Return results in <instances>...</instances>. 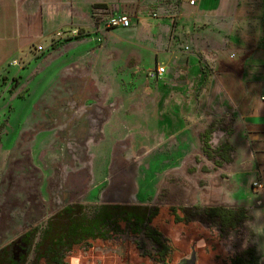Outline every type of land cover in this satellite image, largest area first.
<instances>
[{"label":"rangeland","instance_id":"rangeland-1","mask_svg":"<svg viewBox=\"0 0 264 264\" xmlns=\"http://www.w3.org/2000/svg\"><path fill=\"white\" fill-rule=\"evenodd\" d=\"M235 1L230 21L213 22L211 30L202 26L207 28L202 36L212 39L205 52L202 40L195 43L203 52L191 41L186 44L198 24L189 31L171 25L163 41L165 25L161 34L148 35L139 27L132 28L133 34L108 27L115 16H134L107 0H70L69 6L57 1L56 12L64 19L53 29L41 32L44 23L34 11V25L25 28L23 42L18 39L22 49H6L0 40V250L37 227L27 262L32 264L50 218L74 203L83 205L90 217L111 203L158 206L161 213L153 225L180 248L207 241L213 248L203 251L208 264L216 262L211 259L216 248L217 264H229L230 255L255 249L252 232L264 243V219L253 229L251 219L245 230L227 233L199 220L198 212L193 213L198 220L175 223L169 210L233 204L226 189L238 188L235 174L245 173L246 154L253 153L261 176L241 177L251 180L252 197L264 183V127L249 119L250 114L264 115V0ZM42 4L44 22L54 7L48 1ZM177 13L155 10L154 18L169 16L179 22ZM160 20L165 19H154ZM58 32L65 36L58 39ZM37 46L44 50L38 52ZM155 64L166 67L161 79L150 78ZM212 123V146L235 134L238 154L244 156L235 155L233 163L221 168L204 156L200 134ZM254 201L264 203L261 191ZM118 242L129 244L131 260L163 263L155 260L158 246L143 234H123L107 246L122 251ZM98 257L76 249L68 261L94 263Z\"/></svg>","mask_w":264,"mask_h":264},{"label":"trees","instance_id":"trees-1","mask_svg":"<svg viewBox=\"0 0 264 264\" xmlns=\"http://www.w3.org/2000/svg\"><path fill=\"white\" fill-rule=\"evenodd\" d=\"M215 132L214 124L200 135L202 152L215 167H222L234 159L235 147L225 140L220 146H212ZM232 131L228 133L231 135ZM170 214L175 223L193 222L194 212L197 218L204 219L221 232L239 233L245 230L246 223L252 219L249 209L239 207L208 206L188 208L170 206ZM161 213L160 207L132 206L111 203L101 205L93 217L88 216L81 204H68L56 212L49 220L48 227L32 264H69L68 257L76 249L94 250L105 246L109 241L118 239L123 234L152 239L158 246L157 260L167 264L172 244L169 238L155 225L153 220ZM200 216V217H198ZM37 227L27 230L18 239L0 250V264H27L37 235ZM252 237L253 233L250 234ZM97 242V243H96ZM244 256H234L232 264H258L255 249L248 248Z\"/></svg>","mask_w":264,"mask_h":264},{"label":"crops","instance_id":"crops-1","mask_svg":"<svg viewBox=\"0 0 264 264\" xmlns=\"http://www.w3.org/2000/svg\"><path fill=\"white\" fill-rule=\"evenodd\" d=\"M46 1H48L49 3L53 5L54 11L53 12L49 11L47 16L44 17V22H43L41 18V14H42V11L45 12V10L42 9V5H43L42 3ZM57 1L59 2L61 0H56V2L53 0H0V40L5 42L6 49H10L11 47H12L11 49L21 48V45L18 44V39H20L21 42H23V40H25L24 39L25 36H27L25 32V28L28 26L31 27L32 25H34L33 24L34 23V19H33L34 11H36V15L37 17L40 18L41 22L44 23V25L41 26V32H43V30L45 32L49 31L50 29H53V27H55L57 23L61 22L60 20L64 19V17H61V15H59L56 12L55 8L57 5ZM62 1L65 2V5H68V6L70 5L69 3L70 0H62ZM107 1L110 4H113L117 7L126 9L127 11L131 12V14L134 16V18L132 19V25L130 27H127V28L121 27V29H124L126 34L127 33L131 34L132 28L135 29L136 27L144 29L146 35L154 33L156 31L160 33L159 31L160 27L162 25H165L166 30L160 36L161 38H163L161 39V41H163L165 39V35L167 34L168 28L171 25L175 24V26L178 25L179 29L181 28L180 30L185 31L187 29L189 31L191 28H193L194 24H198L200 28L194 30V33H193L195 35L194 38H192L191 40H188L186 44H190V41H191V44L195 48V50L201 51L198 49L195 41L202 40L203 42L207 44L205 47H203L204 52L206 48H211L212 39L209 36H205V35L202 36V34H204L207 31V28H202V26L210 25L209 29L211 30V26L215 27L216 23H218L219 21L221 22H224L225 20L230 21L231 20V10L233 8H236L237 6L236 1L233 2V0H195L193 4L190 2L191 0H182V3L178 5L176 4V0H107ZM151 10H154V12L152 13L155 16H152V17L149 16L148 13ZM155 10H157L159 13H163L165 11L175 12V10H177L178 12L177 18L179 19V22L178 21L176 22L175 18L171 19L169 16H164L161 18H154L156 17ZM163 18L165 19L163 21L162 20L154 21V19H163ZM46 20H47V23H46ZM26 21L29 23L27 24ZM145 21L146 22L149 21L150 23L147 25H150V27L153 29H150V28L147 29L146 28L147 25L144 24ZM164 22L166 23L164 24ZM213 22H216V23L214 24ZM36 23H38V20L35 21V24ZM41 32L37 34V36H40ZM186 33H187L186 35L189 34L188 32ZM146 35H142L141 38L144 39ZM150 38H146L145 40H148V42L150 43L151 40L154 41L153 39H155L152 37L150 40ZM156 67L158 66H156L155 64L153 69H155ZM166 74H167V70L165 71L164 76ZM151 79L157 80L154 78H151ZM216 83L219 85L220 89L222 90L220 84L217 81ZM225 97L229 99L227 96ZM261 100L263 101L261 104V107L264 109L263 97L261 98ZM229 101L233 104L236 102V98L232 100L229 99ZM258 105L260 106V104ZM241 106H242V109H246L247 111H250V107H247L245 104L242 103ZM230 108L232 109L234 108V106ZM227 110H225L224 112H226ZM249 119L250 121H254L253 123L251 122L252 124H257V126L255 127L257 128L264 127V115L256 116V115L250 114ZM232 135H233V131H232V134L228 136L231 137ZM234 135L232 136L231 140L229 138L226 139V140H229L235 147L234 159L231 163L235 161V155L239 157L244 156V155H241V153L238 154V148L233 141ZM242 135L244 137L243 129H242ZM256 137H257V140H259V136L257 135ZM247 148L248 146L246 144V148L244 149V151L248 150ZM243 159L244 160L246 159L245 161H247L246 162L247 166L242 167V169L246 171H244L245 173L235 174V182L239 185L235 191H231V189H226V191L229 193L228 200L231 202H234L233 204L231 203L227 204L226 207L243 206L249 209L251 212L252 219H253V225H252V229H253L255 222H257L258 224L259 220L264 219V209H261V208H264L263 207L264 203L258 205L254 201V198L258 197L260 191H261V197H263L264 199V183H263L264 176H262V180H260L261 183H263V186L258 189L257 193H253L254 197H252L251 196L252 190L250 188L251 180L256 179L257 177L261 178V176L259 172L256 170V166L254 163L255 156L253 155V153H251V156L249 155L247 156L246 154L245 157H243ZM247 167L250 168V171H247ZM217 168H221V167H217ZM250 173L254 175V177L250 181L248 180L247 182H245L244 180H241V177L246 176ZM242 202H245V203L242 204ZM252 233L254 234L253 237L255 238L254 246H255V251L257 253L256 258L258 259V264H264V243L259 242L258 236H256L257 234H255L254 232ZM117 244L123 246L122 251L117 250V245L109 248L107 246L108 244H106L105 246H103L102 244V246H97L94 250H91L92 252H94V254L99 253V257L97 260H95L94 263L92 262L83 263V261H81L80 264H155L152 258H149L147 261L144 260L145 258L144 259L141 258L140 260H137V261L131 260V254H130L131 250H129L130 249L129 244L124 243V242H118ZM130 245L132 244L130 243ZM204 250L205 251L207 250L210 252L211 250H213L212 245L211 247H208L207 241H204L201 243L191 241V242H188L185 248H180L179 246H175L172 243V251H171V256L168 260V263L169 264H208L203 261V251ZM207 254L208 253H206V255ZM211 255H212L211 259L214 258V260H216L214 264H217L218 257H220L219 249L216 248L215 253H211ZM230 256L234 257L233 255H230ZM229 262H230L229 264H231L230 260Z\"/></svg>","mask_w":264,"mask_h":264},{"label":"built area","instance_id":"built-area-1","mask_svg":"<svg viewBox=\"0 0 264 264\" xmlns=\"http://www.w3.org/2000/svg\"><path fill=\"white\" fill-rule=\"evenodd\" d=\"M190 2L193 4L195 2V0H191ZM131 25H132V19H131V17H129L127 15L115 16L112 19H110V21L108 23V27L120 26V27L127 28V27H130ZM72 34H76V32L74 31ZM64 36H65L64 32H58L56 34V37L58 39L63 38ZM36 50L38 52H42L44 50V48L42 46H37ZM165 71H166V68L164 66H158L155 69L149 71V74H150L151 78L160 79L164 76ZM263 99H264V97H263ZM255 185L257 186L258 183H255ZM260 186L262 187V185H260Z\"/></svg>","mask_w":264,"mask_h":264}]
</instances>
